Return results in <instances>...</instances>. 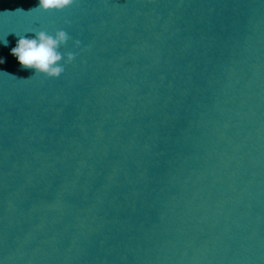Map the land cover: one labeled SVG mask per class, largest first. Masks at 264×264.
Instances as JSON below:
<instances>
[{"label": "water", "instance_id": "1", "mask_svg": "<svg viewBox=\"0 0 264 264\" xmlns=\"http://www.w3.org/2000/svg\"><path fill=\"white\" fill-rule=\"evenodd\" d=\"M38 5L0 0V264H264V0Z\"/></svg>", "mask_w": 264, "mask_h": 264}, {"label": "clouds", "instance_id": "2", "mask_svg": "<svg viewBox=\"0 0 264 264\" xmlns=\"http://www.w3.org/2000/svg\"><path fill=\"white\" fill-rule=\"evenodd\" d=\"M73 3L74 0H39V5L31 11L36 9L60 11ZM68 39L69 36L64 30H57L54 34L45 30L35 31L34 37L19 36L16 46L11 49V54L18 59L21 66L32 68L35 73H42L47 77H59L65 70L60 62L66 57L65 63H69L76 55L71 51L62 53L59 50ZM5 44H7L6 40ZM75 44L78 46L80 41L76 40ZM0 63H4L2 58Z\"/></svg>", "mask_w": 264, "mask_h": 264}]
</instances>
